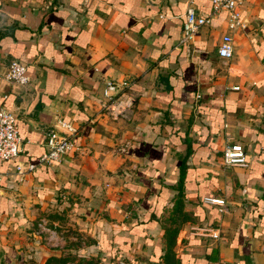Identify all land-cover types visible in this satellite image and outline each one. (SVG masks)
Returning a JSON list of instances; mask_svg holds the SVG:
<instances>
[{
  "label": "crops",
  "instance_id": "crops-1",
  "mask_svg": "<svg viewBox=\"0 0 264 264\" xmlns=\"http://www.w3.org/2000/svg\"><path fill=\"white\" fill-rule=\"evenodd\" d=\"M191 1L210 12V0ZM186 2L0 0V107L22 138L0 161V264L52 255L34 223L55 214L86 225L89 250L145 245L155 261L167 209L185 216L173 247L181 263L264 264V0L240 5L228 57L216 51L222 13L178 44ZM11 59L25 63L27 83L3 78ZM106 78L130 80L116 116L101 106ZM51 125L73 145L38 162ZM236 141L246 164H224L223 146Z\"/></svg>",
  "mask_w": 264,
  "mask_h": 264
},
{
  "label": "built area",
  "instance_id": "built-area-1",
  "mask_svg": "<svg viewBox=\"0 0 264 264\" xmlns=\"http://www.w3.org/2000/svg\"><path fill=\"white\" fill-rule=\"evenodd\" d=\"M246 0H210L211 9L208 13H198L191 0H187L181 13L179 45H186L197 34L199 28L209 22L210 17L223 14L228 32L221 35L216 51L220 56L228 57L232 53V39L229 32L241 25L240 5ZM3 78L14 85H22L29 81L27 67L24 62L18 59H11L3 73ZM130 80L127 78H106L101 89V106L112 116L122 113L128 101L121 98L122 91L129 86ZM237 88V86H233ZM70 131L59 129L54 125L47 127L45 131L44 150L38 156V162L49 163L59 160L61 156L72 147ZM22 138L18 134L16 116L6 107H0V161L9 160L17 156L21 150ZM221 160L228 165H245V153L239 142L225 144L221 153ZM34 166L29 163L28 168ZM16 170L22 171V166L17 163ZM2 173L0 172V178ZM203 201L219 204L222 206V198L214 196H204ZM217 233L212 231L210 236L215 237Z\"/></svg>",
  "mask_w": 264,
  "mask_h": 264
},
{
  "label": "rangeland",
  "instance_id": "rangeland-1",
  "mask_svg": "<svg viewBox=\"0 0 264 264\" xmlns=\"http://www.w3.org/2000/svg\"><path fill=\"white\" fill-rule=\"evenodd\" d=\"M167 213L168 209L161 215V225L167 229L166 233L167 231L170 233L172 230H175L171 245L172 256L168 264H176V260H180L173 254L175 235L185 216L180 212L178 215ZM40 219H38L40 225L34 223V226L41 229V240L53 243L52 245L56 247V251L52 255L44 257L40 263H33L30 260L26 261L25 264H164L162 255L166 245L161 249L159 259L155 261L149 260V255L147 254L149 251L143 248L145 245L133 247L129 255L125 253L119 256L112 254L110 256L111 252L108 251L105 243L103 247L98 246L97 248L93 246V249H87L86 246L92 241L95 242L96 237L87 231L86 225H83L85 228L79 231L75 227V224H72L71 219L66 218L63 220L59 214ZM163 240H165L164 233ZM149 254H151V250Z\"/></svg>",
  "mask_w": 264,
  "mask_h": 264
},
{
  "label": "trees",
  "instance_id": "trees-1",
  "mask_svg": "<svg viewBox=\"0 0 264 264\" xmlns=\"http://www.w3.org/2000/svg\"><path fill=\"white\" fill-rule=\"evenodd\" d=\"M150 217L154 221H156L158 219V216L155 214H150ZM166 230L167 229L164 228V238H165L164 242L166 243L165 251L163 252V255H162V258L164 259V264H168V261H169L170 257L172 256L171 245H172V239H173V235H174L173 232H175V230H172L170 233H168V231L166 233ZM156 251L159 252L158 249H156ZM159 257H160L159 255H158V258H157V256H155L154 259L155 260L159 259ZM176 261H177L176 264H183V263H181V261H178V260H176Z\"/></svg>",
  "mask_w": 264,
  "mask_h": 264
}]
</instances>
